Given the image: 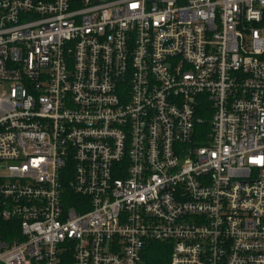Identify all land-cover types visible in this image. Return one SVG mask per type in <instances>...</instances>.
Wrapping results in <instances>:
<instances>
[{"label": "built area", "instance_id": "obj_1", "mask_svg": "<svg viewBox=\"0 0 264 264\" xmlns=\"http://www.w3.org/2000/svg\"><path fill=\"white\" fill-rule=\"evenodd\" d=\"M0 170V264H264V0H0Z\"/></svg>", "mask_w": 264, "mask_h": 264}, {"label": "trees", "instance_id": "obj_2", "mask_svg": "<svg viewBox=\"0 0 264 264\" xmlns=\"http://www.w3.org/2000/svg\"><path fill=\"white\" fill-rule=\"evenodd\" d=\"M200 117L204 120L203 124L200 126V130L204 132H210L212 117L205 111L200 113ZM151 257L153 259V262H151L152 264H160L163 261H166L167 254L164 253V250L161 247H157L151 252Z\"/></svg>", "mask_w": 264, "mask_h": 264}, {"label": "rangeland", "instance_id": "obj_3", "mask_svg": "<svg viewBox=\"0 0 264 264\" xmlns=\"http://www.w3.org/2000/svg\"><path fill=\"white\" fill-rule=\"evenodd\" d=\"M4 172L2 170H0V175H2Z\"/></svg>", "mask_w": 264, "mask_h": 264}]
</instances>
